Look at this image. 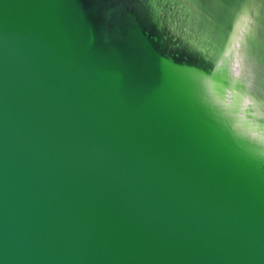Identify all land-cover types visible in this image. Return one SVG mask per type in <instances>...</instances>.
<instances>
[{"label":"water","instance_id":"1","mask_svg":"<svg viewBox=\"0 0 264 264\" xmlns=\"http://www.w3.org/2000/svg\"><path fill=\"white\" fill-rule=\"evenodd\" d=\"M0 264H264V0H0Z\"/></svg>","mask_w":264,"mask_h":264}]
</instances>
